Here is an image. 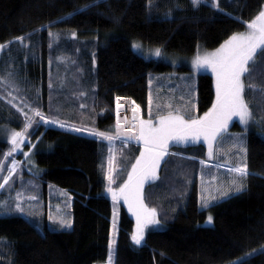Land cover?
<instances>
[{"label":"trees","instance_id":"obj_1","mask_svg":"<svg viewBox=\"0 0 264 264\" xmlns=\"http://www.w3.org/2000/svg\"><path fill=\"white\" fill-rule=\"evenodd\" d=\"M263 7L264 0H220L222 10L204 4L194 8L190 0H152L151 6L148 0H0V44L7 45L0 54L3 73H18L20 94L27 100L34 96L38 104L29 102L44 115L83 127L73 132L38 125L24 146V151H30L42 190L52 184L71 195L72 228L49 229L45 221L38 224L18 214L0 215V264H105L110 240L115 241L112 264H225L250 252L243 264H264V96L257 93L252 99L246 92L255 122L251 121L247 131L236 122L228 130L246 132L245 163L251 174L245 179V189L206 208L199 207L195 180L180 200L162 198L161 192L166 191L163 177L174 163L167 157L159 179L144 189L145 203L157 209L161 225L147 230L140 246L131 241L133 220L121 204L115 209L113 230L114 204L106 192L105 178L111 145L94 134L114 135L117 97L134 101L145 116L150 74L191 72L187 66L161 58L142 57L132 50L131 42L159 48L169 57L191 58L198 50H215L233 33L245 31L242 21H250ZM49 32L57 36L51 50ZM29 34L23 45L9 43ZM24 43L30 48H24ZM49 56L58 73L72 78V84L55 96L59 111L53 112L46 85ZM196 78L195 107L187 119L203 116L214 102L212 73L199 72ZM79 108L93 114L91 124L90 119L88 124L73 120ZM133 115L120 118L125 131L134 132ZM23 125L19 112L0 99V126L21 131ZM10 148L9 142L0 139V162L6 167L12 157L22 160L14 153L5 158ZM139 151V146H132L124 157L115 156L122 169L114 175V188L126 180ZM172 151L202 160L206 157L200 143ZM208 215L213 217L209 226L204 224Z\"/></svg>","mask_w":264,"mask_h":264},{"label":"snow or ice","instance_id":"obj_2","mask_svg":"<svg viewBox=\"0 0 264 264\" xmlns=\"http://www.w3.org/2000/svg\"><path fill=\"white\" fill-rule=\"evenodd\" d=\"M149 6L152 5V0H148ZM191 5L194 8H198L201 4L212 7L217 10L220 9V0H190ZM89 5H85L84 8H88ZM74 11L79 12L80 9ZM71 15V13L69 14ZM246 24L245 31L233 33L224 40V42L216 48L214 51L200 52L192 60V67L199 71L200 69H210L215 76V90L216 97L211 108L206 111L202 117H194L185 119L184 116L179 114H173L169 112L167 115H160L157 121L154 122L151 118V113L148 120H144L138 117L140 112V106L136 105L133 109V120L136 121L135 127L137 128V134L135 139L142 142L143 148L140 151L139 156L135 158V163L131 165V170L127 173V179L120 184L117 188L112 185L115 183L113 177V160L110 155L109 167L106 173V192L111 195L114 210H113V230L116 228V215L115 204L119 200L123 199L127 205L128 210L136 218V228L131 235L132 242L140 246L145 239V229L149 225L160 226L161 221L158 219L157 209L155 207H149L145 203L144 186L146 182H151L159 179L158 169L160 168L161 161L166 155H169V142H187L191 140H199L201 137L208 144V155H213V141L227 128L228 122L234 117H239L242 124L247 126L249 122H255V116L250 102L246 99V92L252 94V99L256 98V94L260 93L264 96V8H262L257 15L250 21H242ZM51 36L52 33L49 32ZM75 36V33H72ZM31 34L28 37H16V41L23 45L26 39H30ZM7 45L0 44V51ZM133 48L140 49V44H133ZM156 56L161 55V50L156 48L154 50ZM95 61H93L94 63ZM18 73L8 71L4 75L0 76V89L7 92L8 96H12V89L16 92L20 91L19 84L17 83ZM260 77V82L256 83L257 77ZM247 81V83H246ZM152 81L149 80V84ZM51 87V84L49 85ZM85 93H81L84 95ZM16 97H13L15 99ZM119 97L117 100L119 101ZM12 101L9 100V103ZM151 96L149 97V104H151ZM133 103H135L133 101ZM30 107V106H29ZM120 107V105H118ZM21 111H23L21 109ZM35 116L40 117V121L43 123H57L56 120H46L43 114L38 109H31ZM26 123L21 131L5 129V135L7 141L10 142L11 148L5 154V158L11 156L12 152L16 151L25 141L27 130L33 126V119L24 113ZM40 121H35L39 125ZM120 121L117 120V135H119ZM60 127H65L63 123ZM81 131V129H75ZM131 133L132 129L127 130ZM99 137H102L111 142L114 137L107 132L94 133ZM236 143L233 147L239 145V151L242 153L247 152V148L244 147V138L242 135H237L233 138ZM34 147V145H33ZM111 153V148L109 149ZM28 156V153H24ZM18 161L12 160L11 166H4L0 162V172H7L4 175L0 183V189H4L9 181L13 179V174L16 172ZM203 164L204 161H201ZM235 175L228 182L227 187L217 188L219 197L228 198L232 193H239L246 187L245 179L249 173L247 163H240L230 169ZM150 196L151 193H148ZM30 199H36L31 197ZM216 199V197H212ZM16 200H20V194L17 193ZM209 199L202 198V207L209 206ZM70 206V205H69ZM0 207H10L6 201H0ZM15 209L21 213L24 212L23 207L19 202L15 203ZM49 221L54 224H58L60 228L70 229L72 228V220L65 215L58 214L57 216L49 215ZM213 217L208 216V222H211ZM114 240L109 242V257L108 264H112V245ZM235 264V262H233ZM240 264H243V257L240 258Z\"/></svg>","mask_w":264,"mask_h":264},{"label":"rangeland","instance_id":"obj_3","mask_svg":"<svg viewBox=\"0 0 264 264\" xmlns=\"http://www.w3.org/2000/svg\"><path fill=\"white\" fill-rule=\"evenodd\" d=\"M264 8V7H263ZM56 41V42H55ZM54 45H57V36L55 34L49 35V41H48V49L51 50ZM133 44H140V49L133 48ZM28 43H24V48H30ZM7 46L3 49V51H0V54L6 50ZM131 48L132 50L141 55L145 58H161L169 63H173L175 66H187L191 69V72L189 73H176L173 71V73L168 74H150L149 80L152 81L150 86L155 89H158L159 87H162L164 90V95L166 97H171L173 95V91L175 90L176 96L182 95L180 98L178 104H180V100L183 104V107L181 108L183 112L186 114V118H188V114L191 110L195 107V101H196V74L203 71H210V69H200L199 71H196L192 67V60L195 57L193 55L191 58H182L178 56L175 57H169L168 54H165L161 51L160 56H156L154 54L155 47H150L142 44L139 41H133L131 42ZM214 51V50H212ZM204 52V51H203ZM211 52V51H209ZM60 59V58H59ZM59 61V60H58ZM1 63H3V60H1ZM48 65V72H47V93L49 98V110L50 111H59V107L54 103L55 102V96L61 91L64 87H69L70 84H72V78H65L62 73H58L57 69H55V62L54 58L50 57L47 61ZM62 67V66H61ZM12 69V66H11ZM77 72V71H76ZM6 72L3 73L2 68H0V76L4 75ZM212 73V72H211ZM77 75V74H76ZM213 75V73H212ZM78 77V76H77ZM76 77V79H77ZM259 77V76H258ZM257 77V78H258ZM214 78V85H215V76ZM260 78V77H259ZM258 78V79H259ZM75 80V78H74ZM70 83V84H69ZM51 84V87L49 86ZM9 91H12V94L16 96L20 101H22L23 104H25L27 107L13 99V97L8 96L7 92L4 90H0V99L6 104L11 106L13 109L17 110L19 114L24 118V124L26 123V118L24 113H27L29 117H31L34 121L33 126L27 130L26 137L24 143L13 153L16 155H21L22 160H18L15 157H12L11 162L13 159L18 161V165L16 168V172L13 174V179L9 181V184L6 185L4 189H0V201H6L7 204L10 206L8 208L0 207V215H11V214H18L22 217H25L29 219L30 221L34 223H40L44 222L47 225L49 229H61V230H67L66 228H60L58 224H54L52 221H49L48 217L49 215H53L54 217L58 214L65 215L66 217L71 218V212H70V206L72 197L71 195L52 185L47 184L46 185V191L42 190V183L40 179L36 176L35 173V165L32 161V156L30 155V151H24V146L28 145L29 137L31 132L33 131V127L38 126L35 121H40V117L35 116L34 112L31 111V109H40L36 106H33L29 100H33L36 105L38 104L37 99L34 96H31V99L27 100L25 96H22L20 92H16L12 89H9ZM31 93L36 92V95L38 94L37 91H30ZM184 97V101L183 98ZM54 99V100H53ZM120 99H126L127 98H120ZM9 100L12 102L9 103ZM120 101V100H119ZM117 99L115 100V105L113 107V115L114 120L117 125L118 119V103ZM263 101V99H262ZM133 102V101H132ZM134 107L137 105L133 103ZM171 105V103H170ZM30 106V107H29ZM87 106L91 107V104H87ZM169 107V105L167 106ZM81 108H85V106H81ZM21 109L23 111H21ZM80 108L78 109V112L75 113L73 117V120L81 121L83 124H88V119H90L91 124L93 122L94 116L92 113L89 114V109L84 110L83 112L80 111ZM42 114L43 112L40 111ZM183 113V114H184ZM89 114V115H88ZM127 114V113H125ZM124 114V115H125ZM123 115V116H124ZM139 118L142 119V112L140 109V112L137 114ZM44 119L46 120H56L59 121L57 118L50 117L48 114L44 115ZM122 116V117H123ZM121 117V118H122ZM238 121L235 120V122L240 125L241 129H245V125L242 124L239 120V117L234 116ZM135 122V121H134ZM133 122V123H134ZM233 124V122L229 123L227 128L219 135V139L216 141H213V155L209 157L208 155V144L204 140V138L196 144H202L205 147L206 151V157L204 160L197 159L191 156L183 155L177 151H172L169 153V155H166L165 160L167 157L169 159H173L174 163L173 166L168 170L169 172L166 174L165 178L163 177L164 182L166 185L164 186L165 192H161L160 197L162 198H173L178 201V199H181V196L184 192H186L187 187L195 180L197 182V188H198V203L199 207L202 208V198H208L210 203L221 199L222 197H219V194L217 192V188L227 187L228 182L232 179V177L235 175L230 171V169L240 163H245V153H242L239 151V145L237 144L236 147H233V144L236 143V141L233 139L237 135H242L244 138V147H245V135L246 132H232L228 133V129ZM39 125H43L44 127L53 126L58 128V126L54 125L53 123H43V121H40ZM135 125V124H134ZM251 121L249 122V125L247 126V130L250 128ZM74 129H70L73 132H79L75 129H81V125H71ZM119 135L115 136L116 138L113 139L110 143L111 145V157L113 160V177L116 174L117 170L122 169V166H117V162L115 163V156L116 159H120L121 157L125 156V153L130 151V148L132 146L138 145V141L132 136L131 133L125 132L123 125H120ZM24 128V125H23ZM23 128L21 130H23ZM5 129L13 130L10 128H6L4 126H0V139H3L7 141L6 135H5ZM246 130V129H245ZM246 130V131H247ZM221 138V139H220ZM132 141V143H131ZM9 142V141H7ZM10 143V142H9ZM217 143V144H216ZM193 144V145H196ZM190 146V145H189ZM216 146V148H215ZM24 153H28V156H25ZM164 160V161H165ZM163 161V162H164ZM201 161H204L202 164ZM11 162L8 166H11ZM24 164V167H20L21 164ZM164 164H161L163 167ZM161 168V167H160ZM4 175H7V172H0V183L3 182L2 178ZM120 175V174H119ZM159 176V171H158ZM113 186V185H112ZM114 187V186H113ZM144 191V190H143ZM17 193L20 194V200L17 201ZM31 197H36V199H30ZM212 197H216V199H212ZM112 199V198H111ZM121 200L116 202L115 209L118 204H121ZM19 202L21 206L24 209V212L21 213L15 209V203ZM124 209L130 216V218L133 220V231H135L136 228V218L135 216L128 210V207L126 204H123ZM117 214L115 210V215ZM209 216V215H208ZM207 216V218H208ZM205 225L209 226L212 224L211 222H208V220H205ZM39 231H42V224L37 226ZM149 229H154L152 225H149ZM147 228L145 229L146 234ZM144 234V235H145ZM132 235V234H131ZM132 241V240H131ZM133 243V242H132ZM264 248V247H263ZM253 252H250L243 257V259L249 255H252ZM234 259L228 263L225 264H233V262L237 263L240 261V258ZM108 264V261L105 263Z\"/></svg>","mask_w":264,"mask_h":264},{"label":"crops","instance_id":"obj_4","mask_svg":"<svg viewBox=\"0 0 264 264\" xmlns=\"http://www.w3.org/2000/svg\"><path fill=\"white\" fill-rule=\"evenodd\" d=\"M202 53V52H201ZM206 71V70H205ZM173 95H171V97H166L165 95H164V90H163V88L162 87H159L158 89H155L154 87L152 88L151 86H150V84H149V77H148V101H147V109H146V114H145V116L142 118V119H144V120H148L149 119V116H150V113H151V118L153 119V121L154 122H156L157 121V118L160 116V115H167L169 112H172L174 115L175 114H179V115H182V116H184V112H183V110L181 109L182 107H183V104H182V102H181V100H180V104H178V101H179V97L178 96H176L177 94H176V92H175V90L173 91ZM151 96V104H149V97ZM181 97H182V95H181ZM180 97V98H181ZM215 97H216V90H215V85H214V101H215ZM183 99V101H184V97L182 98ZM120 101L119 102H117L118 103V105H120V107H118V119L119 118H121L125 113H133L132 112V109L134 108V105H133V102L131 101V100H126V99H119ZM170 103H171V105H170ZM117 105V106H118ZM169 105V107H167ZM184 113V114H183ZM185 117V116H184ZM202 117V116H201ZM185 119H187L186 117H185ZM235 120L236 121H238L236 118H232L229 122H228V124L229 123H231V122H235ZM229 127V126H228ZM201 138H203V137H201ZM219 139V136H218V138L216 139V141ZM221 139V138H220ZM202 139H200V141H201ZM198 141L199 140H189V141H187V142H184V141H180V142H174V141H170L169 142V149H168V152L170 153V151H171V149L173 148V147H185V146H189V145H193V144H196V143H198ZM138 143H139V146H140V151L142 150V148H143V144H142V142H139L138 141ZM217 144V143H216ZM215 148H216V146H215ZM140 151H139V154H140ZM139 154L137 155V156H139ZM165 158H166V156L164 157V159L161 161V164L163 163V161L165 160ZM133 163H135V160H134V162ZM160 167H161V165H160ZM130 170H131V168H130ZM129 170V171H130ZM160 170V168L157 170V171H159ZM127 179V178H126ZM153 181H151L150 183H152ZM149 184V182H146L145 183V186H144V189H145V187L147 186ZM122 202H123V204H125L124 203V201H123V199H122V201H121V205H122ZM123 206V205H122ZM124 207V206H123ZM152 227L154 228V229H157V228H159L160 226H153L152 225ZM148 228H149V226L147 227V230H148ZM134 244V243H133Z\"/></svg>","mask_w":264,"mask_h":264},{"label":"bare ground","instance_id":"obj_5","mask_svg":"<svg viewBox=\"0 0 264 264\" xmlns=\"http://www.w3.org/2000/svg\"><path fill=\"white\" fill-rule=\"evenodd\" d=\"M134 122V121H133ZM136 121L133 123V124H135L136 125ZM135 125H134V132H137V128L135 127ZM131 143H132V141H131Z\"/></svg>","mask_w":264,"mask_h":264},{"label":"water","instance_id":"obj_6","mask_svg":"<svg viewBox=\"0 0 264 264\" xmlns=\"http://www.w3.org/2000/svg\"><path fill=\"white\" fill-rule=\"evenodd\" d=\"M114 130H115V135H117V125H115ZM119 130H120V127H119Z\"/></svg>","mask_w":264,"mask_h":264},{"label":"built area","instance_id":"obj_7","mask_svg":"<svg viewBox=\"0 0 264 264\" xmlns=\"http://www.w3.org/2000/svg\"><path fill=\"white\" fill-rule=\"evenodd\" d=\"M55 124L60 126V124H59V123H55Z\"/></svg>","mask_w":264,"mask_h":264}]
</instances>
